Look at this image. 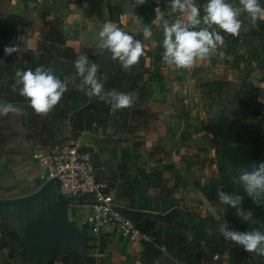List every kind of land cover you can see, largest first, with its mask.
Masks as SVG:
<instances>
[{
	"label": "crops",
	"instance_id": "1",
	"mask_svg": "<svg viewBox=\"0 0 264 264\" xmlns=\"http://www.w3.org/2000/svg\"><path fill=\"white\" fill-rule=\"evenodd\" d=\"M108 3L120 8L121 15L118 22L110 20ZM133 3L134 0H0V17L20 15L32 23L29 28H19L9 34L3 43L4 55L6 47L14 46L20 49L14 53L18 63L25 54L37 58L44 33L54 29L60 34L57 46L69 47L77 56L86 55L90 63H95L100 68L101 61L96 57L101 49L98 32L105 23H112L129 34H139L143 37V26H150L151 36L144 37L145 42L142 43L145 52L152 53L157 49L146 61L149 69L147 76L152 79L147 87L150 98H147L144 107L154 115L152 119L142 114H137L135 119H131L129 114L120 116L122 110L114 111L110 104L101 100L99 106L108 109L110 123L113 124L110 131L105 134H99L96 130L89 133L82 132L76 139L67 140L71 135L69 118H58L54 110L47 116H39L33 112L28 102H10L21 109V114L9 113L7 116H0V199L27 196L44 184V170L32 160L33 153L38 150H59L70 141H76L82 150L93 152L96 177L102 178L106 185L108 181L105 178L109 179L107 185L109 193L115 194L111 195L114 196L121 210L134 218L136 224L142 223L146 218L158 222L163 212L130 209L126 206L125 200L120 198V181L115 179L117 167L122 161L124 152L131 156L128 165H135V171L159 170L166 166L163 162L155 160L159 157L154 153L153 146H157L158 136L167 137L166 143L163 144H175L174 141H178L182 124L179 113L184 109V105L188 104L181 101L182 95L184 96L181 81L185 79L182 73L188 71L193 74V70H201L199 66H205L206 61L198 60L189 69H177L170 65L169 68L165 67L159 61L158 54L159 48H163V22L167 20L171 24L175 16L167 7L170 0H145L144 4L130 8ZM134 15L141 18L142 23H138ZM211 58H216V55ZM18 63L14 62L12 66H7L8 78L12 77L11 68ZM116 64H119L123 71H128L118 60L113 61L112 69ZM63 65L70 70L75 68L68 67L66 62H63ZM81 79L74 71L70 76H65L67 91L85 92L86 88L82 89L80 86ZM108 91L128 94L132 97L133 103L136 98L129 92L115 89L105 92ZM194 91L196 92V89ZM175 132H177L176 138H174ZM178 151V148L172 150L173 158L170 165H173V168L164 174L168 179L171 178L170 172L177 168V160L181 158ZM170 181L172 186L173 180ZM110 183H114L115 186ZM149 194L155 196L157 190L154 189ZM170 196L176 199L172 194ZM68 204V220L81 229L80 222L90 205V198L76 197ZM83 209L84 214H82ZM164 214L167 216V211ZM90 236L91 240H94L92 237L95 236L98 237V241H102V246L93 247V254L89 255L96 258V264H148L141 257L139 244L130 243L110 227H105L99 235ZM8 245L7 239H0V264H30L21 258L9 260ZM85 251L87 252L88 249L86 248ZM86 252L83 255H86Z\"/></svg>",
	"mask_w": 264,
	"mask_h": 264
},
{
	"label": "trees",
	"instance_id": "2",
	"mask_svg": "<svg viewBox=\"0 0 264 264\" xmlns=\"http://www.w3.org/2000/svg\"><path fill=\"white\" fill-rule=\"evenodd\" d=\"M229 3L239 8L238 0H229ZM260 4L264 7V0H260ZM108 14L110 20L118 22L121 15L120 8L108 3ZM240 19L248 24L246 14L241 12ZM32 23L26 17L20 15H8L0 17V99L5 102L25 103L28 102L17 92L12 91V85L15 84L14 77L17 71L35 70L36 67L45 69L51 68L54 75L57 76L65 84V76H70L74 69L66 68L63 62L68 64V67H74V61L77 54L69 47L57 46L60 38L58 31L52 29L43 35L42 42L39 45L37 58L31 54H25L19 59L15 54L4 55L3 43L9 34L14 33L19 28H29ZM256 28H250L249 31H242L239 37H232L221 32L220 34L231 39L233 44L239 43L241 39L250 37L256 40H264V19H258ZM129 34V33H128ZM135 39L145 42V38L139 34H129ZM156 51L152 52L155 53ZM151 52H145V55L140 58L139 64L133 66L128 71H123L119 64L110 70L101 62V67L98 70L97 77L104 84V91L121 90L129 92L136 96L133 106L123 109L120 116L129 114L131 119H135L137 114L153 118L148 110L145 109L147 98H150V93L147 89L151 77L146 61L152 57ZM3 62V63H1ZM18 63L11 68L12 77L8 78L6 74L7 66H12L13 63ZM24 64V65H23ZM8 70V69H7ZM230 87V82L222 79L207 80L199 85L201 98L210 100L214 103L221 99L225 90ZM87 91V89H86ZM86 91L77 93L66 91L63 98L53 110L58 118H69V126L71 135L67 139H76L82 132L97 131L99 134H105L112 128L110 123L108 109H103L99 106L101 100L98 97H88ZM204 91L205 93H203ZM206 95V96H204ZM236 98L233 100L234 105L240 106L243 111L251 115L250 121L254 118L256 124L250 126L248 130L250 135L244 139L232 142L231 128L234 127V122L227 119V124H232L228 127L226 136L227 143L217 141V134L214 133L212 144L215 151V164L219 175V182L229 190L230 193L238 194L244 197L242 209L247 212L250 205H255L253 200L249 198L242 190V185L235 182L240 173L247 169L251 170L257 163L264 162V114L262 113V105L257 102H243L238 92H235ZM223 103V101H220ZM243 104L244 107H243ZM92 105L91 108H88ZM209 105V106H210ZM213 105V104H212ZM210 108V107H209ZM218 123L223 122L226 118L222 113H219ZM216 124V120L213 122ZM210 127V126H209ZM224 127V126H223ZM226 127V126H225ZM223 129V128H220ZM211 132H213L211 130ZM85 151V150H84ZM94 160V155L91 154ZM131 156L123 153L122 161L119 163L116 171L115 179L120 181L119 186L121 191L119 196L126 202V206L130 209L140 211H150L162 213L174 207H180L178 200L172 198L169 194L170 179L165 177V172L171 170L173 165H166L162 169H151L149 171L136 170L131 173V168L128 165ZM157 190V195H150V191ZM109 193V189H107ZM156 193V192H155ZM69 205V204H68ZM258 212L254 214L256 219L253 221L244 222L236 215V209L224 205L221 211V217L227 223L228 227L241 232L259 230L264 233V205L255 207ZM184 224L176 231L168 228H163L154 219L146 218L142 223L137 224V228L144 234L150 236L151 241H143L139 245L141 247V257L146 262L154 259L159 264H166L170 254L169 261L173 264H213L215 255L222 256L223 246L213 237H207L201 228L197 225L191 214L184 213ZM1 236L9 242L8 259L19 258V243L11 231L5 228L0 223ZM84 233L88 234L86 230ZM187 233L192 234V239L187 238ZM55 261H60L62 264H96V258L86 255H55L37 261L35 264H53ZM229 264H239L234 260H230Z\"/></svg>",
	"mask_w": 264,
	"mask_h": 264
},
{
	"label": "rangeland",
	"instance_id": "3",
	"mask_svg": "<svg viewBox=\"0 0 264 264\" xmlns=\"http://www.w3.org/2000/svg\"><path fill=\"white\" fill-rule=\"evenodd\" d=\"M227 2L229 3V0ZM195 3L200 7L202 18L205 14L204 6L207 0H195ZM173 13L176 16L178 12ZM224 40V46L218 50L223 55L216 54V58L205 60L206 65L199 66L202 68L201 70L194 69L193 74L188 71L182 73L185 79L181 81L184 94L181 101L188 104L184 105V109L179 113L182 124L178 141L175 140V144H163L166 143L167 137L158 136L159 142L157 146H153L154 153L159 157L155 160L163 162L164 165H170L174 148H178L181 155V158L177 160V168L169 175L170 180H173L172 186L170 183L169 194L178 199L180 207L168 210L167 216L164 214L166 211H164L160 214L158 223L164 229L168 228L176 231L184 224V213L191 214L204 234L207 237L215 238L223 246V254L218 264H229L230 260H234L239 264H264V257L255 253H247L240 246L224 240L217 230L218 226L225 223V221L221 217L224 205L218 201L216 192L218 188L226 193H230V191L226 190V187L219 182L215 164V151L212 144L214 133L217 134V141L227 143L229 137L226 136V132L232 124L226 125L225 121L229 119V121L234 122L231 133L234 139L232 142H235L248 137L251 133L248 128L256 124L254 118L250 121L251 115L248 112L243 111L239 105H234L235 92L240 94L244 103L249 101L252 104L257 100L262 105L261 109L264 114V73L256 67L258 60L264 55V40L247 37L235 44L229 38L224 37ZM159 49L158 56L163 52V48ZM163 64L169 68L167 64ZM211 79H222L230 82V87L225 90L223 97L212 103L213 105H210V100L206 101L201 98L199 89L201 83ZM194 89H196V92ZM220 101H223V103H220ZM219 113H222L226 119L217 124ZM176 115L178 116V114ZM215 120L216 124L213 123ZM176 134L177 132H175L174 138H176ZM166 149L167 151H165ZM130 168L132 172H135V165L131 164ZM97 179L103 180L100 177ZM105 179L109 182L108 178ZM235 182L241 185L238 178L235 179ZM110 185L115 186L114 183H110ZM200 193H204V195ZM111 194L115 195L114 193ZM255 207H257L256 204L254 206L250 205L248 208V211L253 213L251 221L258 218L254 215L258 212L256 210L258 208ZM82 214H84V209ZM186 236L190 240L193 237L190 233H187ZM97 238L92 237L94 240L87 244L88 251H85L86 255L93 254V247L102 246V241H98ZM169 259H171L170 254L166 264H173L174 262L169 261ZM148 264L159 263L151 259Z\"/></svg>",
	"mask_w": 264,
	"mask_h": 264
},
{
	"label": "clouds",
	"instance_id": "4",
	"mask_svg": "<svg viewBox=\"0 0 264 264\" xmlns=\"http://www.w3.org/2000/svg\"><path fill=\"white\" fill-rule=\"evenodd\" d=\"M145 0H134L129 6L134 8L142 5ZM239 8L228 3L227 0H207L204 15L201 18L200 7L195 0H170L168 7L173 12L186 14L184 20L177 18L169 24L163 22L162 59L167 65L177 69H189L199 61L210 59L213 55H223L218 50L224 46L223 32L232 37H239L241 32L256 28L258 19L264 18V7L260 0H238ZM158 9H156L157 11ZM241 12L246 14L248 24L240 19ZM135 16V15H134ZM138 23L141 18L135 16ZM203 24V27L200 25ZM145 38L151 36L150 26H143ZM100 47L110 54L112 61H119L124 69L130 70L139 64L145 55L144 44L132 35L121 30L112 23H105L98 32ZM20 49L14 46L4 49L5 55H11ZM75 74L81 79V88H86V95L90 98L98 97L110 104L112 110H123L133 106V99L125 93L104 91V84L97 77L98 65L90 63L88 57L80 54L74 61ZM16 82L12 91L28 101L30 108L36 115L47 116L59 104L67 91L66 85L54 75L51 68L36 67L35 70L17 71ZM9 113L21 114V109L10 102L0 101V116ZM243 192L260 207L264 205V162H259L251 170H243L239 177ZM204 195V193H200ZM218 201L233 209L244 222L253 219L251 211L245 212L241 205L244 197L238 194L226 193L217 189ZM219 233L224 240L240 246L247 253H255L264 257V233L259 230L241 232L230 229L227 223L218 226Z\"/></svg>",
	"mask_w": 264,
	"mask_h": 264
},
{
	"label": "water",
	"instance_id": "5",
	"mask_svg": "<svg viewBox=\"0 0 264 264\" xmlns=\"http://www.w3.org/2000/svg\"><path fill=\"white\" fill-rule=\"evenodd\" d=\"M96 57L112 69L113 61L107 50L101 48ZM256 67L264 73V55ZM67 210L68 202L60 193L58 181L50 179L27 196L0 199V223L14 233L20 245L19 257L26 262L35 263L61 254L83 255L91 236L68 220Z\"/></svg>",
	"mask_w": 264,
	"mask_h": 264
},
{
	"label": "built area",
	"instance_id": "6",
	"mask_svg": "<svg viewBox=\"0 0 264 264\" xmlns=\"http://www.w3.org/2000/svg\"><path fill=\"white\" fill-rule=\"evenodd\" d=\"M185 15L178 12L173 22L181 18L186 23ZM159 61L164 63L162 53ZM32 160L43 168L45 182L58 181L60 193L68 203L80 196L90 198L86 215L80 222L81 229H87L88 234L99 235L105 227H110L130 243L151 241L150 236L142 233L137 224L122 213L114 196L107 192L106 183L97 179L91 153L82 150L76 141H70L59 150H38L32 154ZM220 258L215 255L213 264H218ZM53 264L62 263L55 261Z\"/></svg>",
	"mask_w": 264,
	"mask_h": 264
}]
</instances>
